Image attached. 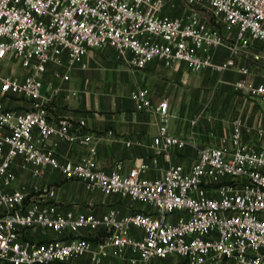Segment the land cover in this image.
Here are the masks:
<instances>
[{
	"label": "built area",
	"instance_id": "2783aa9c",
	"mask_svg": "<svg viewBox=\"0 0 264 264\" xmlns=\"http://www.w3.org/2000/svg\"><path fill=\"white\" fill-rule=\"evenodd\" d=\"M253 41L264 43V0H0V261L67 263L91 254L98 263L176 257L182 264H264V147L244 140L243 118L233 120L230 147L204 146L189 166L173 163L162 176L146 175L145 160L128 170L122 161L105 169L94 157L72 161L42 146L50 137L80 146L93 142L84 120L50 117L42 94L50 64L70 68L89 50L108 46L137 68L159 59L167 66L182 61L193 70L225 72L237 67ZM220 46L230 53L218 62ZM15 61L24 75L5 69ZM239 70L244 76L234 87L264 100V82L249 80L248 66ZM131 96L140 109L158 112L155 148L190 144L169 131L167 99L155 105L146 87ZM257 132L262 140L264 128ZM90 150L95 153L96 146ZM17 157L32 165L35 176L58 168L69 179L129 196L150 210L122 214L111 207L100 215L62 210L48 197L52 190L28 200L26 192L12 188ZM34 227L66 232L67 238L25 239ZM102 232V239H92Z\"/></svg>",
	"mask_w": 264,
	"mask_h": 264
},
{
	"label": "crops",
	"instance_id": "0c3cea01",
	"mask_svg": "<svg viewBox=\"0 0 264 264\" xmlns=\"http://www.w3.org/2000/svg\"><path fill=\"white\" fill-rule=\"evenodd\" d=\"M229 53L227 46H220L215 50V60L220 62ZM258 53L261 57L255 60L254 55ZM237 63V67L225 72L211 68L193 70L182 61L167 66L159 59L144 68H137L106 46L89 50L82 62L70 68L50 64L44 73L42 89L43 98L50 102V117L54 120L65 117L73 122L84 120V132L93 134V142L80 146L50 137L42 142V146L72 161L94 157L98 165L105 169H112L122 161L124 170H128L145 160L149 164L146 175L162 176L173 163L189 166L204 146L225 144L230 147L233 120L241 117L247 126L244 140L264 147V137L258 140L257 132L259 128H264V100L234 87V83L244 76L239 70L241 65L250 68L249 80L255 84L264 82V43L253 41L247 54L239 56ZM66 73L69 74L68 79L64 78ZM140 87L148 88L155 105L162 99L168 100L169 131L189 138L187 147L162 149L153 146V138L159 130V115L155 109L138 107L131 91ZM93 144L96 146L95 153L90 150ZM23 164L22 157L15 159L13 167L17 178L12 188L26 192L28 200L40 198L47 190H52L54 195L47 196L62 210L88 211L98 215L111 207L119 209L122 214L150 210L149 205L129 196L107 194L81 180L69 179L58 168L47 167L42 175L35 176L32 165ZM90 233L88 230L81 231L83 235ZM103 236L104 232L91 237L100 240ZM24 238L35 242L65 239L67 233L34 227L25 232ZM166 260H153L147 264ZM103 262L129 264L125 258L99 263ZM67 263L98 262L91 254H86ZM230 264L235 262L231 260Z\"/></svg>",
	"mask_w": 264,
	"mask_h": 264
},
{
	"label": "rangeland",
	"instance_id": "374dc122",
	"mask_svg": "<svg viewBox=\"0 0 264 264\" xmlns=\"http://www.w3.org/2000/svg\"><path fill=\"white\" fill-rule=\"evenodd\" d=\"M5 69L9 72H12L16 75L22 76L26 73L25 70H23L22 67H20V64H18V61L16 62H7ZM0 264H8L3 261H0ZM53 264H70V263H53ZM87 264H108L107 262L103 263H87ZM139 264H143L142 262H139ZM155 264H182L179 258H171V260H166L162 262H156ZM236 264V263H235Z\"/></svg>",
	"mask_w": 264,
	"mask_h": 264
}]
</instances>
